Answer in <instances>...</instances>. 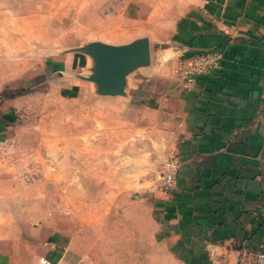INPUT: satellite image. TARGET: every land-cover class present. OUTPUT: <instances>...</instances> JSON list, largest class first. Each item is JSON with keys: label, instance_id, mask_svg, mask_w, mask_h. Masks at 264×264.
<instances>
[{"label": "crops", "instance_id": "0c3cea01", "mask_svg": "<svg viewBox=\"0 0 264 264\" xmlns=\"http://www.w3.org/2000/svg\"><path fill=\"white\" fill-rule=\"evenodd\" d=\"M178 26L176 45L130 80L136 89L143 83L149 89L158 86L157 100L148 98L146 108L166 105L169 97L179 106L173 163L177 180L168 191L153 196L151 203L144 198L141 210L119 212L117 202L125 195L115 191L105 194L109 207L97 217L88 211L98 208L90 205L88 216L67 208L73 217L61 218L56 211L67 205L66 195L53 186L67 187L70 178L59 177L50 165L43 166L42 181L30 184L35 192L27 195L28 187L18 182V174L28 159L14 153L18 152L20 98L0 97L1 264H43V260L48 264H148L151 260L165 264L166 250L176 264H251L264 249V0H203ZM211 50L223 52L221 68L212 76L186 83L183 62ZM90 63L83 56L77 70H91ZM73 85L80 92L92 86L86 81ZM69 90L67 101L81 100ZM118 99H103L110 101V108L115 105V113L105 114L114 137L119 127ZM101 117V113L95 117L99 125ZM121 121H133V115H124ZM145 121L141 130L147 131L149 118ZM111 147L108 152H118L116 145ZM70 151L69 144L62 146L67 156L61 168L70 166ZM76 152L75 183L84 197L93 200L86 191L91 185L86 169L93 167L90 153L96 154L80 146ZM113 166L110 159L109 167ZM112 182L117 183L113 176L106 181ZM122 216H127L125 236L101 231L107 217L114 221ZM136 232L143 236L141 240H136Z\"/></svg>", "mask_w": 264, "mask_h": 264}, {"label": "rangeland", "instance_id": "374dc122", "mask_svg": "<svg viewBox=\"0 0 264 264\" xmlns=\"http://www.w3.org/2000/svg\"><path fill=\"white\" fill-rule=\"evenodd\" d=\"M202 1L0 0V97L20 98L16 126L18 152L14 153L28 159L18 174V182L27 187L40 183L43 166L48 165L57 168L59 177H69L67 187L53 186L55 192L64 189L66 195L67 205L56 211L61 218L73 217L63 214L67 208H73L78 215L88 216L90 212L92 217H97L109 207L105 194L110 192L125 195L117 202L119 212L126 209L134 212L143 209L144 198L151 203L155 199L153 196L168 191L164 177L174 168L178 148L179 127L175 126L179 122L175 117L178 104L169 97L166 105L150 109L143 105L148 98L154 96L157 100L158 96L157 85L149 89V84L143 83L136 89L130 83L133 74L144 66L127 76L129 82L124 95L100 93V84L94 81L98 61L89 54V46L101 43L125 47L148 40L150 64L156 63L161 54L176 45L181 19L190 15ZM83 56L89 58L92 69L80 72L76 64ZM85 81L92 84L91 89L81 92L80 88L75 89L78 87L73 84ZM68 86L74 87L69 90ZM68 90L81 100L67 101ZM105 98H119V127L115 137L110 133L109 118L105 117L109 111L115 113V105L110 108V101H103ZM99 113L102 114L100 125L95 120ZM128 114L133 115V121H121ZM145 117L149 118L147 131L146 128L141 130L142 125L146 127ZM68 144L71 146L70 166L61 168L63 157L67 156L62 146ZM111 144L112 149L115 145L118 147V152H108ZM79 146L96 154L91 157L90 153L93 167L86 169L91 184L86 186V191L93 194V200L84 197L83 190L75 183L78 169L74 165ZM110 159L114 161L112 168L109 167ZM27 174L33 175L35 181H26ZM112 176L117 183L110 185L106 181ZM25 192L30 195L35 191L28 187ZM90 205L98 209L91 208L87 212ZM126 218L122 216L113 221L107 217L101 224V231L106 235L122 233L125 236ZM151 235L155 240V229L151 230ZM141 236L136 232V240H141ZM25 251L29 254V250ZM166 252L165 264H176L168 250ZM30 259L28 255L27 260ZM148 264L154 262L151 260Z\"/></svg>", "mask_w": 264, "mask_h": 264}, {"label": "water", "instance_id": "95a60500", "mask_svg": "<svg viewBox=\"0 0 264 264\" xmlns=\"http://www.w3.org/2000/svg\"><path fill=\"white\" fill-rule=\"evenodd\" d=\"M89 49V54L98 61L94 81L100 84V93L105 95H124L127 76L141 66L150 65L151 46L148 40L125 47L96 43Z\"/></svg>", "mask_w": 264, "mask_h": 264}, {"label": "built area", "instance_id": "2783aa9c", "mask_svg": "<svg viewBox=\"0 0 264 264\" xmlns=\"http://www.w3.org/2000/svg\"><path fill=\"white\" fill-rule=\"evenodd\" d=\"M223 52L221 50H211L203 52L199 55L191 57L185 60L182 64V77L183 80L190 84L195 83L201 77L212 76L222 66ZM31 173V172H30ZM26 181H35L33 175H25ZM177 180V170L172 168L168 170L164 177V185L166 187H172ZM65 216H70L71 211L69 209L64 210ZM2 260L0 257V264ZM43 264H48L47 260H43ZM251 264H264V249L258 251L251 262Z\"/></svg>", "mask_w": 264, "mask_h": 264}]
</instances>
